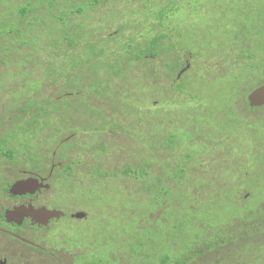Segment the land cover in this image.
<instances>
[{"label":"trees","instance_id":"trees-1","mask_svg":"<svg viewBox=\"0 0 264 264\" xmlns=\"http://www.w3.org/2000/svg\"><path fill=\"white\" fill-rule=\"evenodd\" d=\"M234 4L231 9L234 18L223 32L225 39L216 40L210 52L205 47L202 49L207 62L215 55L221 57L220 65L229 67L236 97L241 91L250 93L264 84V8L257 10L254 0H234ZM103 6L98 0H0V88L2 94L9 92L10 98L4 105L11 107L9 113H14L12 122L17 128L35 125L45 129L53 124L54 118L58 117L59 124L63 125L68 117L72 118V125H79L87 132L85 127L90 126V132L106 134L116 129L119 120L107 122V114L141 116L146 112L138 105V99H157L162 104L171 99L167 96L168 89L174 94L190 92L187 82L184 84L186 75L181 80L177 75L187 67L184 58L191 64L188 45L197 46L202 38L192 29L178 31L171 24L173 20L168 21L179 12L176 0L170 1V8L165 5L151 16L143 13L144 18L137 22L128 19L113 38L105 35L108 23L105 17H100ZM108 15L118 23L119 18L113 12ZM132 25L136 29L134 33ZM151 25L155 32L150 30ZM2 36L12 38L7 58L3 48L7 39ZM14 57L17 59L8 60ZM87 77L91 79L86 81ZM6 78L9 82H5ZM126 79L127 83L122 85ZM135 81L142 82V94L131 88ZM7 86L12 89L3 90ZM151 89L156 91L146 94ZM74 95L76 98H71ZM246 106L250 111L246 120L263 121L264 117L257 119L256 115L264 106L251 108L247 98ZM77 120L80 122H74ZM5 124L8 122H0V126ZM184 131V138L177 131L163 135L164 150L172 152L195 140L189 138L193 131ZM75 135L65 137H69L76 153L79 140ZM58 136L61 137V131ZM60 146L67 147L63 143ZM105 148L100 144L96 151L103 152ZM8 155L6 152L5 156ZM198 156L197 151L185 153L172 165L168 156L158 159L154 153L149 160L124 168L125 176L152 183L144 196H154L153 203L158 206L155 212L159 216L161 208L169 210L168 196L174 200L179 195L171 202V205L175 202V210L167 217L164 233H158L155 226L147 227L141 240L131 239L130 252L124 258L106 256L99 260L97 256L87 263L264 264V167L252 164L230 176L221 166L204 174L194 165L201 173L192 175L189 161L202 165ZM76 158L75 162L81 164L79 159L83 157ZM98 158L88 164L87 173L100 184L104 177L112 175L106 167L94 166ZM242 164V157L232 159L233 168L242 169ZM155 166L160 172L151 177L149 169ZM188 174L199 178L188 181L187 193H171L167 180L181 187ZM183 208L179 215L178 210ZM154 213L145 221H154L150 218ZM178 238L182 240L179 243Z\"/></svg>","mask_w":264,"mask_h":264},{"label":"rangeland","instance_id":"rangeland-1","mask_svg":"<svg viewBox=\"0 0 264 264\" xmlns=\"http://www.w3.org/2000/svg\"><path fill=\"white\" fill-rule=\"evenodd\" d=\"M153 1L157 3L154 5L155 7L149 6L147 0H105L104 2L107 3L105 15L109 14L111 10L116 14L115 17L120 16V19L117 20L118 23L113 22L112 15L104 18L105 22L108 23L105 26V35L113 38L112 36L116 35L114 33L123 25L125 26V22L128 19L131 20L133 18L137 22V20L144 18L143 13L145 14V12L146 16L158 13L160 7L171 0ZM254 1L257 10L264 8V0ZM243 2H247V0H243ZM147 6H149V9H146ZM232 6H235L234 0H176V7L179 8V12L169 17L168 21L173 20L171 24L178 31L188 32L187 30L192 29L202 38L200 42L202 47H200V44L197 46L188 45L191 51L189 56L191 64L188 72L186 73L185 71L183 75H186L184 84L187 82V90L190 92L174 94L171 89H168L167 96H171V99L162 104H158L159 101L157 99H151L150 101L138 99V105H141L146 112L141 116L138 114L132 118V116H123L118 113L117 115L113 114V117L107 114L105 119L107 122L113 121L114 118L119 120L116 129L106 134H103L105 132H90V126L85 127L88 130L87 132L80 128L79 125H72V118L67 119V123L60 125V120L57 117L54 134L52 128H46L47 130H37L34 137L28 133H23L21 136L16 137L18 142L34 140L35 142L31 141L30 144L46 148L51 142L56 141L58 143L61 141V138H53V135H58L59 131H61L63 136L75 133L76 140H79V149L75 153L76 157L89 158L85 162L88 164L93 158H98L97 155L103 156V158H98L95 161L94 166L99 167V165L105 164L106 171L110 172L112 176L104 177L99 184V182L94 181L89 176L84 166L83 180L85 182L83 181V186L80 187L76 182L68 186L71 195L80 201L86 202L85 206L90 211H94L96 213L95 216L87 222L67 220L66 223L71 225L72 228L74 227L76 237L86 238L83 242L94 239L96 235L95 227L102 225L101 248L105 257L116 256V258H124L130 252L131 239L133 238L135 241L140 238L141 240L147 233L149 229L147 227L149 226L152 228L155 226L158 233H164L167 217L175 210V202L172 205L171 202L176 201V198L179 197V195H175L173 200L168 196L170 203L168 208L172 210L161 208L159 216V212H155L158 206L153 203L156 202L154 196H149L148 198L144 196L146 188L150 187L152 183L149 180L143 182L134 177L125 176L122 174L124 168L149 160L154 153L158 159L168 156L170 163L173 165L185 153H194L196 151L202 165L189 161L191 168H193L192 175H199L201 171L206 174V171L217 168V166L229 171L228 175L230 176L244 171L252 164H259V166L264 167V119L263 121L246 120V117L249 116L248 112H250L246 106V98L249 92L241 91L235 97L234 91L236 88L233 87L231 82L232 75L229 72L230 70H228L229 67L226 68L224 65H220L221 57L218 58V56L214 57L215 55H213L209 62L203 57V52L205 51L202 48L205 47L210 52V49L213 50L211 46L216 40L225 39L223 38L224 29L229 27L228 25L234 18L231 11ZM168 15L170 16V13ZM239 19L244 20L243 18ZM152 22L155 23L153 18ZM139 26L142 27L141 25ZM142 28L145 29L146 27ZM135 31L136 29L132 25L131 32L134 33ZM2 37L7 39V44L3 46L7 58L9 52L8 44L12 42V38L10 36ZM1 55L2 51H0ZM16 59L14 57L8 60ZM193 70L194 74L191 75ZM90 79V77H87L86 81ZM5 82H9V79L6 78ZM126 83L127 79L122 82V85ZM141 84L142 82L136 83L135 81L131 88L135 92L142 94L143 88L141 86L143 85ZM4 89H9L10 91L12 87H3ZM35 89L36 87L33 88V90ZM155 91L156 89H151L148 92L146 91V94L154 93ZM2 93L3 91L0 88V95ZM8 94L9 92H6L3 95V100H0V112L11 109L9 105L7 107L4 105L6 102L8 103L10 98ZM73 97L76 98L75 95L71 96V98ZM155 102L158 105H155ZM12 114L14 115V113ZM256 116L257 119L258 117L262 119L264 117V108L260 109ZM184 130L193 131L194 134L189 135V138L192 137L197 143L193 140L185 143L178 150H173L172 152L164 150L162 140L165 137L163 135L167 136L171 131H177V134L179 133L184 138ZM220 138L221 141H219ZM44 141L48 142L43 144ZM10 142L13 143L14 139L11 138ZM100 144L106 146L103 152L96 151V147L100 146ZM150 144L153 145L152 148H150ZM179 144L178 146H181V143ZM87 145L92 146V148L89 149ZM222 153H227V155H222ZM239 156L244 161V164H242L243 168L236 166L233 168L232 159ZM194 165L201 168V171ZM158 169L156 166L149 169L150 176L155 177L158 175L160 172ZM167 171L165 169V173ZM186 176V181H183L181 187L176 182L167 180V184H170L171 187H168L171 193H187V185L199 178L189 174ZM162 181L164 180L162 179ZM89 188L96 189V191H92ZM183 210L184 208L182 211L181 209L178 210L179 215H182ZM151 213H154L150 217L154 221L146 222L145 220L148 219V215ZM91 216L89 212V218ZM178 221L180 220H175L174 222ZM181 241L180 238L176 239L177 243ZM78 247L80 245L75 246L76 249ZM90 253L93 252L90 251Z\"/></svg>","mask_w":264,"mask_h":264},{"label":"flooded vegetation","instance_id":"flooded-vegetation-1","mask_svg":"<svg viewBox=\"0 0 264 264\" xmlns=\"http://www.w3.org/2000/svg\"><path fill=\"white\" fill-rule=\"evenodd\" d=\"M104 1L98 0V3L104 5L100 17H106L107 3ZM147 4L154 6L157 3L147 0ZM165 5L169 7L170 1ZM113 15L116 16L114 12ZM117 17L120 19V16ZM149 27L152 32L155 31L154 25ZM184 63L189 65V60L184 58ZM13 117L9 110L0 112V122H8L0 126V264H88L92 257L100 256L99 260L105 259L101 248L102 225L95 227L94 239L84 243L86 238L76 237L74 227L66 223L67 220L87 222L96 214L85 206L86 202L74 198L68 188L74 182L83 186V167H86V171L89 169V163H85L89 158H81L79 160L82 163H76L77 158L69 144V137L62 135L60 142H51L46 148L30 144L34 140L16 141V137L23 133L34 137L41 128L35 125L17 128L15 122H12ZM56 119L57 117L47 127L52 128L53 134ZM54 137L59 138L58 135H53ZM11 138L14 139L13 143L10 142ZM47 142L44 141L43 144ZM62 143L67 147L60 146ZM6 152L8 156H5ZM104 167L105 164H102L99 168ZM27 180L38 181L42 186L11 192L14 184ZM88 211L92 215L90 218ZM49 212L61 214L48 215ZM77 214H81V217H76ZM76 245L80 247L76 249Z\"/></svg>","mask_w":264,"mask_h":264},{"label":"water","instance_id":"water-1","mask_svg":"<svg viewBox=\"0 0 264 264\" xmlns=\"http://www.w3.org/2000/svg\"><path fill=\"white\" fill-rule=\"evenodd\" d=\"M189 68V65H187L186 68L182 69L180 73L177 75V78H180L181 75ZM247 102L248 106L251 108H259L264 106V84L257 87L253 91H251L247 96ZM38 186H42V183H39L38 181L33 180H27V181H20L16 184H14L11 187V192L15 193L16 190H20L21 188H33L36 189ZM48 215H60V212H49ZM76 217H81V214H77Z\"/></svg>","mask_w":264,"mask_h":264}]
</instances>
